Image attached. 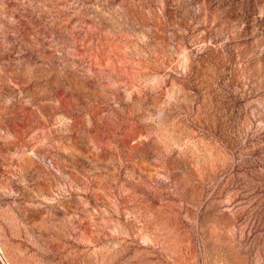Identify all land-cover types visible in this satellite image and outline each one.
<instances>
[{
  "label": "rangeland",
  "instance_id": "1",
  "mask_svg": "<svg viewBox=\"0 0 264 264\" xmlns=\"http://www.w3.org/2000/svg\"><path fill=\"white\" fill-rule=\"evenodd\" d=\"M0 264H264V0H0Z\"/></svg>",
  "mask_w": 264,
  "mask_h": 264
}]
</instances>
